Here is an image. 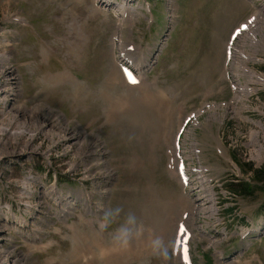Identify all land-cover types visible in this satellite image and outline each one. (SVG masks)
Segmentation results:
<instances>
[{
	"label": "rangeland",
	"instance_id": "374dc122",
	"mask_svg": "<svg viewBox=\"0 0 264 264\" xmlns=\"http://www.w3.org/2000/svg\"><path fill=\"white\" fill-rule=\"evenodd\" d=\"M255 10L157 0L155 21L121 22L94 0H0V264H185L183 225L193 264H264V83L243 69L264 74V10L230 39ZM120 47L153 55L145 81ZM180 156L215 203L173 175Z\"/></svg>",
	"mask_w": 264,
	"mask_h": 264
},
{
	"label": "bare ground",
	"instance_id": "6f19581e",
	"mask_svg": "<svg viewBox=\"0 0 264 264\" xmlns=\"http://www.w3.org/2000/svg\"><path fill=\"white\" fill-rule=\"evenodd\" d=\"M259 14V13H258ZM119 39V34L117 33V36H116V38L114 39L115 40V43H118L119 44V41H120V39ZM120 50H121V47H120ZM242 54V53H241ZM120 55L121 56H123V58H126V59H128L129 57H127V55H125V52L123 51V50H121L120 51ZM243 55V54H242ZM243 58L242 59H244L245 60V56L243 55L242 56ZM148 59H149V55L148 56H145V57H143V61H142V64L138 67H136V69H137V71H138V73H139V71L142 69V67L143 68H147V66L149 65V62H148ZM128 61H130V60H128ZM134 65H136V64H134ZM142 71V70H141ZM141 74H142V72H141ZM139 78V77H138ZM126 81V80H125ZM143 82V81H145V78L141 75V79H139V83L140 82ZM138 83V84H139ZM172 173H173V175L174 176H178V172H177V169H176V171H172ZM180 181V180H179ZM184 184V183H183ZM79 195H80V192H79ZM195 211H196V209H195ZM31 211H29V210H26V213L28 214V213H30ZM7 219H9V218H7ZM184 226V225H183ZM193 236V233L191 232V229L189 230L187 227H185V234H184V239H181L182 240V242H181V244H179L177 241H176V243H178V247L176 246V243H175V248H176V252L181 256V257H183V255H188V256H190V246H189V240L191 239V237ZM178 240V239H177ZM188 247V249L187 250H185L183 247ZM89 251H87L86 250V253H85V255H87V253H88ZM103 252H105V251H103L102 250V254H103ZM110 252V251H109ZM109 252H106V253H109ZM114 252H116L115 250H114ZM93 253V252H92ZM94 257H96V256H94ZM116 263H119V260H117L116 261ZM187 264V263H186Z\"/></svg>",
	"mask_w": 264,
	"mask_h": 264
},
{
	"label": "trees",
	"instance_id": "16d2710c",
	"mask_svg": "<svg viewBox=\"0 0 264 264\" xmlns=\"http://www.w3.org/2000/svg\"><path fill=\"white\" fill-rule=\"evenodd\" d=\"M255 176L259 180H264V166L259 167L255 170ZM242 189L245 188V185H241ZM248 190V189H247Z\"/></svg>",
	"mask_w": 264,
	"mask_h": 264
}]
</instances>
